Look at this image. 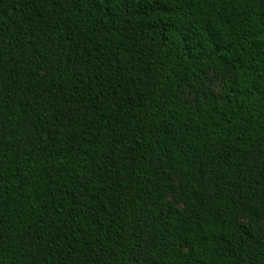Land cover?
Wrapping results in <instances>:
<instances>
[{"label": "trees", "instance_id": "obj_1", "mask_svg": "<svg viewBox=\"0 0 264 264\" xmlns=\"http://www.w3.org/2000/svg\"><path fill=\"white\" fill-rule=\"evenodd\" d=\"M0 264H264V0H0Z\"/></svg>", "mask_w": 264, "mask_h": 264}]
</instances>
